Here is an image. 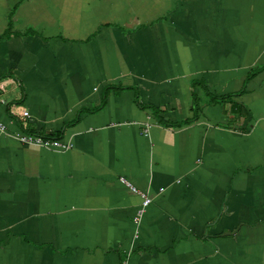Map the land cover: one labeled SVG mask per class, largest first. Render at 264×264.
<instances>
[{"label":"crops","instance_id":"1","mask_svg":"<svg viewBox=\"0 0 264 264\" xmlns=\"http://www.w3.org/2000/svg\"><path fill=\"white\" fill-rule=\"evenodd\" d=\"M0 124V264H264V0H0Z\"/></svg>","mask_w":264,"mask_h":264},{"label":"built area","instance_id":"2","mask_svg":"<svg viewBox=\"0 0 264 264\" xmlns=\"http://www.w3.org/2000/svg\"><path fill=\"white\" fill-rule=\"evenodd\" d=\"M20 116L22 118L27 117L28 116L27 111L22 110ZM22 125L25 126L24 122H22ZM4 128H5L4 125L0 124V131H4ZM16 139L21 143H25L28 145H36L40 147L54 148L58 150H64L70 147L68 143H63L57 138H48L36 133L21 132L16 135ZM119 182L124 184L131 193L136 194L140 199L139 207L136 210L134 216V221H137L139 215L143 212L144 207L150 202V198L145 193H142L138 191L136 188H134L124 178L120 177Z\"/></svg>","mask_w":264,"mask_h":264},{"label":"trees","instance_id":"3","mask_svg":"<svg viewBox=\"0 0 264 264\" xmlns=\"http://www.w3.org/2000/svg\"><path fill=\"white\" fill-rule=\"evenodd\" d=\"M44 137H48V136H44ZM57 137H58V136H55V137L52 136V137H48V138H57Z\"/></svg>","mask_w":264,"mask_h":264}]
</instances>
